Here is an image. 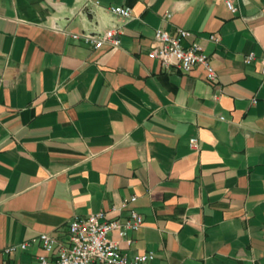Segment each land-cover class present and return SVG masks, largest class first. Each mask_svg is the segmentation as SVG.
Returning <instances> with one entry per match:
<instances>
[{"label": "crops", "instance_id": "obj_1", "mask_svg": "<svg viewBox=\"0 0 264 264\" xmlns=\"http://www.w3.org/2000/svg\"><path fill=\"white\" fill-rule=\"evenodd\" d=\"M237 6L0 0V264H34L38 236L66 239L76 215L131 209L145 223L119 241L130 257L264 264V0ZM122 25L120 46L73 37ZM157 28L189 30L217 81L202 65L183 72L151 58Z\"/></svg>", "mask_w": 264, "mask_h": 264}, {"label": "built area", "instance_id": "obj_2", "mask_svg": "<svg viewBox=\"0 0 264 264\" xmlns=\"http://www.w3.org/2000/svg\"><path fill=\"white\" fill-rule=\"evenodd\" d=\"M226 7L233 13L239 8L237 0H223ZM110 11L127 21L132 18L131 7L124 5H111ZM170 17V14H167ZM124 27L116 26L108 29L100 35L90 32L76 33L75 39H82L85 43L100 49L105 45L120 46ZM190 31L178 28L171 33L162 28L155 30V39L158 45L149 51L151 58L158 59L165 68H176L183 72H189L193 67L202 65L207 72V79L211 82L217 81V71L212 65L210 55L205 47L198 41H189ZM215 42L220 41V36H210ZM255 52L245 56L247 64L257 60ZM264 74V57L259 58ZM224 118V117H222ZM193 148H199L200 142L197 138L190 141ZM137 196H132L130 201H135ZM128 201L123 202V207ZM145 223L144 217L136 210L131 209L125 219L110 218L106 211L100 210L86 217L74 216L69 222L67 238L58 239L52 234L41 233L38 236L44 253L36 257L34 264H155L156 253L146 251L130 257L120 246L121 239L128 238L129 232L138 230ZM117 234V237L115 236ZM28 242L8 247L5 252L11 253L18 249H26Z\"/></svg>", "mask_w": 264, "mask_h": 264}]
</instances>
